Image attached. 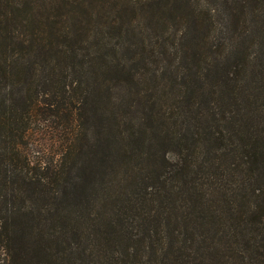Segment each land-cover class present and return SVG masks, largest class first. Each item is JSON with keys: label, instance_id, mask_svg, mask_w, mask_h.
Masks as SVG:
<instances>
[{"label": "trees", "instance_id": "trees-1", "mask_svg": "<svg viewBox=\"0 0 264 264\" xmlns=\"http://www.w3.org/2000/svg\"><path fill=\"white\" fill-rule=\"evenodd\" d=\"M0 264H264V0H0Z\"/></svg>", "mask_w": 264, "mask_h": 264}, {"label": "rangeland", "instance_id": "rangeland-1", "mask_svg": "<svg viewBox=\"0 0 264 264\" xmlns=\"http://www.w3.org/2000/svg\"><path fill=\"white\" fill-rule=\"evenodd\" d=\"M37 139L39 140V142L33 144V146H32L33 149H37L38 147H40V146L46 144V140H45V138L42 139V137L38 136Z\"/></svg>", "mask_w": 264, "mask_h": 264}]
</instances>
